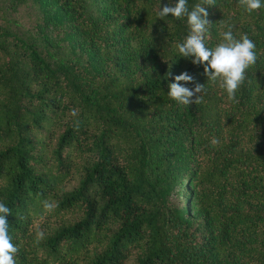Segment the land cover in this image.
<instances>
[{
    "label": "trees",
    "instance_id": "obj_1",
    "mask_svg": "<svg viewBox=\"0 0 264 264\" xmlns=\"http://www.w3.org/2000/svg\"><path fill=\"white\" fill-rule=\"evenodd\" d=\"M53 1L88 59L50 63L0 21V202L15 264H264V8L205 5L206 47L228 26L256 44L233 102L180 57L186 18L158 17L170 0H112L96 18L82 0ZM184 71L204 84L201 103L168 96Z\"/></svg>",
    "mask_w": 264,
    "mask_h": 264
},
{
    "label": "clouds",
    "instance_id": "obj_2",
    "mask_svg": "<svg viewBox=\"0 0 264 264\" xmlns=\"http://www.w3.org/2000/svg\"><path fill=\"white\" fill-rule=\"evenodd\" d=\"M241 7L248 13L264 8V0H238ZM205 5H215V0H203L191 8L188 0H170L168 5L159 8L158 17H174L176 19L186 18L188 34L175 45L180 57L192 58L194 65H203L204 75L209 81L218 82L229 101H235L237 90L245 83L246 70L257 62L256 44L247 34L236 38L232 26L221 33L222 39L214 47H206V34L211 22L208 20V11ZM223 24V22H222ZM166 75H171L169 72ZM183 82V83H182ZM194 83V77L187 71L174 76V82L168 85V96L178 104L191 105L201 103L199 95L204 89V84L194 83L190 88L186 85ZM213 144L218 143L215 138ZM43 206L46 210H52L56 205L44 200ZM11 209L5 203L0 202V264H15L14 254L19 249L13 244L8 232V220ZM43 238V233H38Z\"/></svg>",
    "mask_w": 264,
    "mask_h": 264
},
{
    "label": "rangeland",
    "instance_id": "obj_3",
    "mask_svg": "<svg viewBox=\"0 0 264 264\" xmlns=\"http://www.w3.org/2000/svg\"><path fill=\"white\" fill-rule=\"evenodd\" d=\"M82 1L87 16L96 18L104 14L112 0ZM0 21L16 36L33 44L50 63L68 60L80 63L89 58L88 51L77 40L73 24L53 0H0ZM93 66L100 69L98 63ZM181 155L173 156L174 164H188V161H180ZM74 163L79 164L80 161L75 158ZM73 178L66 180L63 185L65 189L73 186ZM172 186L171 200L175 204H183L186 193L182 192L185 190L178 182H173Z\"/></svg>",
    "mask_w": 264,
    "mask_h": 264
}]
</instances>
